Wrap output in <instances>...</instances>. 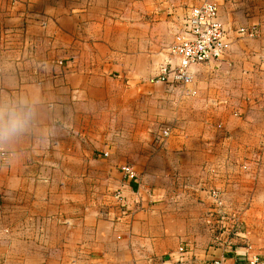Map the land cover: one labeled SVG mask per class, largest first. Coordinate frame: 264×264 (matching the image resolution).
Masks as SVG:
<instances>
[{"label": "crops", "instance_id": "0c3cea01", "mask_svg": "<svg viewBox=\"0 0 264 264\" xmlns=\"http://www.w3.org/2000/svg\"><path fill=\"white\" fill-rule=\"evenodd\" d=\"M203 1L0 0V102L36 108L0 145V264L264 259V0H210L224 59L193 66L190 86L153 81ZM252 25L260 35L242 38ZM213 187L244 210L242 243L207 227Z\"/></svg>", "mask_w": 264, "mask_h": 264}, {"label": "built area", "instance_id": "2783aa9c", "mask_svg": "<svg viewBox=\"0 0 264 264\" xmlns=\"http://www.w3.org/2000/svg\"><path fill=\"white\" fill-rule=\"evenodd\" d=\"M219 17L218 6L210 0L191 7L185 23L180 28V33L177 34L176 43L172 47L171 59L161 66L160 75L153 81L190 85L193 83L191 72L193 66L224 59L228 44L225 26ZM242 32L250 37H257L260 34L256 25L248 31L242 29ZM173 57L176 60H173ZM122 171L127 178L137 177L131 167L124 166ZM119 194L121 197V192ZM210 194L214 203L208 213L211 217L208 223L217 241L226 246L237 245L239 240L243 242L246 237L243 222L240 221L238 215L239 209L234 210L235 208L224 199L219 190L211 189ZM181 251L184 252V249L181 248ZM244 256L247 257L249 264H264V259L260 254H253L250 257L244 254ZM214 264H223V262L215 261Z\"/></svg>", "mask_w": 264, "mask_h": 264}, {"label": "clouds", "instance_id": "9594fccd", "mask_svg": "<svg viewBox=\"0 0 264 264\" xmlns=\"http://www.w3.org/2000/svg\"><path fill=\"white\" fill-rule=\"evenodd\" d=\"M35 119V104L27 98L0 102V145L11 144L27 133Z\"/></svg>", "mask_w": 264, "mask_h": 264}, {"label": "rangeland", "instance_id": "374dc122", "mask_svg": "<svg viewBox=\"0 0 264 264\" xmlns=\"http://www.w3.org/2000/svg\"><path fill=\"white\" fill-rule=\"evenodd\" d=\"M214 4H216V3H214ZM216 6H217V4H216ZM186 8H188V7H186ZM218 9H219V7H218ZM219 15H220V13H219ZM220 18V20L222 21V19H221V17H219ZM223 22V21H222ZM224 23V22H223ZM224 26H225V29H226V42H228L227 40H228V30H227V27H226V25H225V23H224ZM253 26H255V25H252V26H248V27H242V28H240L239 30H238V32H239V34H240V36L242 37V38H245V39H254V38H257V37H250V36H248V34L247 33H244V32H242V29H246L247 31L249 30V29H251ZM258 27V26H257ZM259 29V28H258ZM260 31V30H259ZM260 35V34H259ZM228 44V43H227ZM173 60H176L175 59V57H173L172 58ZM163 65V64H162ZM161 65V66H162ZM161 67H160V73H161ZM193 76V75H192ZM195 79V78H194ZM193 79V80H194ZM168 83V82H167ZM168 84H171V86L172 85H182V84H180V83H168ZM190 86V85H189ZM189 86H184V88H188ZM252 87H253V90H256L257 91V89H259V90H261V93H264L263 91L264 90H262V87H261V82L259 81V79H253L252 80ZM261 87V88H260ZM172 89H174V87H171ZM178 90H181V89H178ZM186 90V89H185ZM187 91H189L190 93H192V94H196V92H195V90H187ZM260 110L261 111H264V106H261L260 107ZM252 122L253 123H255L254 125H259L258 123H256L255 122V119L254 120H252ZM232 134H230V139H233L234 138V136L236 137V133H234V132H231ZM170 135V131L168 130V132H166L165 130H164V138L165 137H168ZM100 157V156H99ZM255 163L259 166V164H260V161L259 160H255ZM124 166H128V167H131V168H133L132 166H130V165H123V164H120V165H117V171H122V168L124 167ZM247 167H248V165H243V168H245V169H247ZM97 168V167H96ZM110 168V167H109ZM123 172V171H122ZM212 189H214V187L212 188ZM119 192L120 191H116L115 193H113L112 195L115 197V198H117L118 200V204H120V207L121 208H128L129 206H128V201H127V197L126 196H124L122 193H121V197H119ZM233 208H235L234 210H236V209H239V211H238V215H239V218H240V221L241 222H243V219H242V217H243V209L242 208H239L238 206H234V205H232L230 202H228ZM119 206V205H118ZM123 211V210H122ZM125 211V210H124ZM237 211V210H236ZM209 213V212H208ZM208 213H206V215L204 216V221H205V223H207V221L211 218L210 216H209V214ZM209 226H210V224L209 223H207V227L209 228ZM213 234H215L214 232H213ZM244 234H245V231H244ZM246 237V236H245ZM245 240V239H244ZM240 243H242L241 241H239ZM243 254H246V255H248V257H250V256H252L253 254H258V253H255V252H252V250H248V248L247 249H245L244 250V253Z\"/></svg>", "mask_w": 264, "mask_h": 264}]
</instances>
